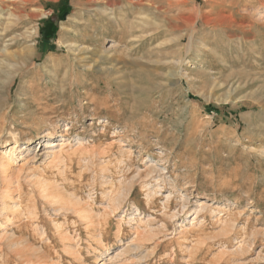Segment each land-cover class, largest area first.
Here are the masks:
<instances>
[{"label":"rangeland","instance_id":"rangeland-1","mask_svg":"<svg viewBox=\"0 0 264 264\" xmlns=\"http://www.w3.org/2000/svg\"><path fill=\"white\" fill-rule=\"evenodd\" d=\"M4 1L0 264H264V0Z\"/></svg>","mask_w":264,"mask_h":264},{"label":"bare ground","instance_id":"bare-ground-1","mask_svg":"<svg viewBox=\"0 0 264 264\" xmlns=\"http://www.w3.org/2000/svg\"><path fill=\"white\" fill-rule=\"evenodd\" d=\"M91 3V2H90ZM96 3V2H95ZM0 9H4V11H7L8 12V15L9 16H11V15H13V12H12V9L10 8V6L8 5V4H5V1L4 0H1L0 1ZM0 12H2V11H0ZM3 15V12L2 13H0V16H2ZM110 15V14H109ZM5 16V15H4ZM6 19H7V17H6ZM0 20H1V18H0ZM4 20V19H3ZM141 22V21H140ZM113 44V43H112ZM68 45H70V44H68ZM116 46V45H115ZM73 50V49H72ZM74 51V50H73ZM75 52H77V51H75ZM104 54V53H103ZM108 54V53H107ZM99 55H102V54H99ZM105 55V54H104ZM110 55V54H109ZM106 57V56H105ZM104 57V58H105ZM79 58V57H78ZM99 58V57H98ZM108 58V57H107ZM100 60H101V58H100ZM98 61V60H97ZM23 62V61H22ZM86 64V63H85ZM89 65H91L90 63H88ZM87 65V64H86ZM115 66V65H114ZM114 66H112V68L114 67ZM110 67V66H109ZM89 69V68H88ZM87 69V70H88ZM104 69V68H103ZM109 69H111V68H109ZM118 69V68H117ZM113 70V69H112ZM111 70V71H112ZM114 70H116V69H114ZM91 71V70H90ZM94 71V70H93ZM98 71H99V69H98ZM99 72H102V74L104 73L103 71H99ZM107 73V72H106ZM105 73V74H106ZM104 75V74H103ZM108 77H109V75L108 74H106ZM110 75H111V73H110ZM184 76V75H183ZM114 79V78H113ZM96 81V80H95ZM112 81V80H111ZM110 81V82H111ZM119 81V80H118ZM118 81H116V82H118ZM107 82V81H106ZM74 97V96H73ZM137 135V134H136ZM77 140V143L78 144H82L83 143V141H82V139H80V138H77L76 139ZM72 143V141H70V137H62V138H60V139H58V140H46L45 141V145H46V147H48L51 151H50V156L51 157H61L60 156V154L58 155V156H56L57 154H58V151H57V149L58 148H60L59 149V151H62V150H64L65 148H67L70 144ZM79 145V146H80ZM18 147H19V145H17V143H15V144H12L11 146H10V148L8 149V150H6L5 151V159L4 160H1V166H7L8 164H9V162L11 161V160H13V158L16 156V151H17V149H18ZM76 150V149H75ZM85 153V152H84ZM263 153V152H262ZM153 173H155L154 172V170H153V168H152V170L150 169L149 170V172H147V174H146V177L148 178L150 175L151 176H153L154 177V175H152ZM138 174V173H137ZM139 174H141V173H139ZM144 176V175H143ZM155 178V177H154ZM121 179V178H120ZM150 179V178H149ZM132 181V180H131ZM142 183V182H141ZM124 184V183H123ZM126 185V184H125ZM123 186V185H122ZM164 186V185H163ZM129 188V187H128ZM132 190V189H131ZM109 193H115V195H116V198H115V200H118L119 201V197L122 195H124L125 194V192H124V190L122 191V189H111L110 191H109ZM127 193V192H126ZM129 193V192H128ZM151 194V193H150ZM149 193L147 194V196L148 195H150ZM169 196L170 195H167V199H169ZM148 199V198H147ZM117 202V201H116ZM121 202V201H120ZM119 202V203H120ZM126 202V201H125ZM118 203V204H119ZM125 204V203H124ZM120 205V204H119ZM202 208H204L205 206H203L202 204L200 205ZM69 207V206H68ZM117 208V207H116ZM82 210H84V209H82ZM76 212V211H75ZM135 212H136V214L138 215V216H142V212L139 210V208H137L136 210H135ZM212 212H214V210H212ZM88 211H86V210H84V211H80V214L82 215V218H81V221H82V223H83V227H86V229H89L90 228V225H89V222H92L91 220V217H89L88 216ZM145 219V218H144ZM151 219V218H150ZM148 221V220H147ZM145 223L144 221H143V218L142 217H140L138 220H137V223ZM150 223V222H149ZM145 225V224H144ZM143 225V227H140V228H143L144 230H143V232H145V233H147L148 231H149V229H148V227L150 226V224H149V226L147 225V226H144ZM93 226V225H92ZM137 227H138V224H137ZM138 227V228H139ZM90 233V232H89ZM103 263V262H102Z\"/></svg>","mask_w":264,"mask_h":264},{"label":"trees","instance_id":"trees-1","mask_svg":"<svg viewBox=\"0 0 264 264\" xmlns=\"http://www.w3.org/2000/svg\"><path fill=\"white\" fill-rule=\"evenodd\" d=\"M58 16V15H57ZM64 17H65V14L64 15H62V19H64ZM49 26V25H48ZM51 29H52V31L50 30V36H52V35H54L55 34V32H56V30L58 29V22L57 21H54L52 24H51ZM41 31H43V33H44V29H42ZM212 108H218V107H212Z\"/></svg>","mask_w":264,"mask_h":264}]
</instances>
